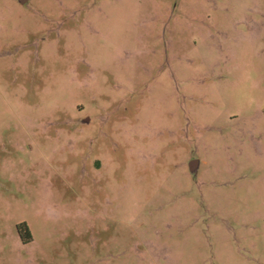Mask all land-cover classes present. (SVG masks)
<instances>
[{
	"label": "rangeland",
	"instance_id": "1",
	"mask_svg": "<svg viewBox=\"0 0 264 264\" xmlns=\"http://www.w3.org/2000/svg\"><path fill=\"white\" fill-rule=\"evenodd\" d=\"M0 264H264V0H0Z\"/></svg>",
	"mask_w": 264,
	"mask_h": 264
},
{
	"label": "water",
	"instance_id": "2",
	"mask_svg": "<svg viewBox=\"0 0 264 264\" xmlns=\"http://www.w3.org/2000/svg\"><path fill=\"white\" fill-rule=\"evenodd\" d=\"M24 0H19V2H23ZM189 170L191 173H196L197 170V162L190 163Z\"/></svg>",
	"mask_w": 264,
	"mask_h": 264
}]
</instances>
